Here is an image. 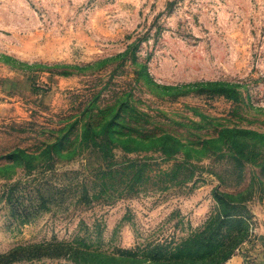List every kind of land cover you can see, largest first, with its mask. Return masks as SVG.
I'll return each instance as SVG.
<instances>
[{"label": "rangeland", "instance_id": "obj_1", "mask_svg": "<svg viewBox=\"0 0 264 264\" xmlns=\"http://www.w3.org/2000/svg\"><path fill=\"white\" fill-rule=\"evenodd\" d=\"M214 189L248 212L222 264H264V0H0V254L162 264L118 251L194 234Z\"/></svg>", "mask_w": 264, "mask_h": 264}, {"label": "trees", "instance_id": "obj_2", "mask_svg": "<svg viewBox=\"0 0 264 264\" xmlns=\"http://www.w3.org/2000/svg\"><path fill=\"white\" fill-rule=\"evenodd\" d=\"M225 95L232 97L231 90H221ZM112 119V118H111ZM113 119L107 125L112 124ZM96 132L88 125L83 131V140L93 141V145L101 147L107 153V145L96 144ZM95 142V144H94ZM105 142V141H104ZM217 203L206 224L194 234L181 240L175 245L169 243H152L135 250L121 249L119 255L125 258L141 257L151 262L162 264H181L185 262L199 263L211 261L212 264L225 262L246 237L245 221L247 208L246 197L235 196L218 189L213 191ZM62 243H35L18 245L9 251L0 254V264H12L22 260H31L43 255L57 256L68 250ZM66 252V251H65Z\"/></svg>", "mask_w": 264, "mask_h": 264}, {"label": "crops", "instance_id": "obj_3", "mask_svg": "<svg viewBox=\"0 0 264 264\" xmlns=\"http://www.w3.org/2000/svg\"><path fill=\"white\" fill-rule=\"evenodd\" d=\"M239 256H233V258L229 259L225 264H239Z\"/></svg>", "mask_w": 264, "mask_h": 264}]
</instances>
